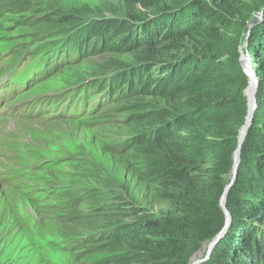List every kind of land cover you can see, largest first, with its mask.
I'll use <instances>...</instances> for the list:
<instances>
[{
	"label": "trees",
	"instance_id": "obj_1",
	"mask_svg": "<svg viewBox=\"0 0 264 264\" xmlns=\"http://www.w3.org/2000/svg\"><path fill=\"white\" fill-rule=\"evenodd\" d=\"M34 2L13 0L10 5L13 10L26 9ZM121 2L126 6L123 16L88 20L82 13L54 8L47 18L31 21L41 29L80 26L71 47L55 44L51 55L38 61L40 69L27 78L36 83L23 94L84 59L90 49L93 54L103 48L132 55V63H108L119 70L105 78L89 79L62 100L73 99L84 108L93 98H99L100 104H123L140 93L154 98L135 121L141 124V131L126 140L124 150L134 151L142 160L138 177L156 185L171 210L156 215L122 196L118 205L123 213L94 215L88 222L89 229L96 232L65 238L60 246L68 254L88 256L86 264H189L192 255L226 226L220 199L231 179L248 114L245 90L249 78L239 53L252 18L258 14L255 0ZM109 39L112 42L106 44ZM247 39L259 80L257 110L241 152L237 180L227 196L231 225L214 248L213 258L203 264H264V14ZM93 114L91 111V119ZM57 155L48 173L73 165L65 160L63 151L57 150ZM9 163L23 165L13 160ZM35 164L36 159L30 173ZM34 176L23 173L13 181L23 186L29 177L41 181ZM48 178L53 192L46 209L62 212L81 202L68 197L71 191L64 192L60 180ZM33 186L40 187L32 185L30 192ZM97 193L86 191L83 202ZM129 217L132 222H126ZM90 257L98 260L93 262Z\"/></svg>",
	"mask_w": 264,
	"mask_h": 264
},
{
	"label": "rangeland",
	"instance_id": "obj_2",
	"mask_svg": "<svg viewBox=\"0 0 264 264\" xmlns=\"http://www.w3.org/2000/svg\"><path fill=\"white\" fill-rule=\"evenodd\" d=\"M12 2L0 0V140L9 132L24 144L40 148L31 173L41 181L36 183L26 178L24 187L18 181L0 180V264H86L88 256L68 254L60 243L68 237L96 232L89 229L88 222L96 214L123 213L118 205L122 196L156 215L171 210V204L161 197L158 187L138 177L137 168L143 164L142 160L134 151L124 150L126 140L142 129L135 121L140 120L146 104L155 100L148 93H140L136 100L129 98L135 103L133 105L128 104V100L123 104H100L99 98H93L84 108L73 103V99L63 101L66 94L74 90L73 95L89 79L105 78L119 70L108 63L114 60L132 63V55L115 54L103 48L96 54L90 49L84 59L23 94L36 83L27 78L40 69L38 61L51 55L50 49L55 44L71 47L80 26L41 29V25L33 26L31 21L47 18L54 8L82 13L89 17L88 20H101L123 16L126 6L121 0H36L31 8L13 10ZM255 6L260 14L264 0H255ZM247 38L240 47L242 67L248 55L251 60ZM111 42L109 39L106 44ZM9 48L18 50L10 51ZM251 67L253 69L252 61ZM91 111L96 113L92 119ZM33 118L40 119L29 121ZM57 150L63 151L65 160L72 161L73 165L51 174L47 168L56 160ZM48 175L60 180L64 192L71 191L68 197H77L81 202L62 212L46 209L44 206L52 203L53 192V188H49L53 182ZM32 185L41 188L33 186L30 192ZM86 191L98 193L83 202ZM99 196L101 199H96ZM54 205L64 208L62 204ZM125 220L132 222L130 217ZM206 246L192 255L189 264L195 256L207 257L209 245ZM213 252L209 259L213 258ZM90 258L93 262L98 260Z\"/></svg>",
	"mask_w": 264,
	"mask_h": 264
},
{
	"label": "water",
	"instance_id": "obj_3",
	"mask_svg": "<svg viewBox=\"0 0 264 264\" xmlns=\"http://www.w3.org/2000/svg\"><path fill=\"white\" fill-rule=\"evenodd\" d=\"M262 18H263L262 12L260 14H258L257 16L253 17L252 22L250 24V30H249L248 37H250L253 27L255 25L259 24L261 22ZM243 70L249 78V86L245 90V96L248 100V109L249 110H248V114H247V117L245 120V124L240 131L238 148H237V150L235 152V156H234V166H233L232 176H231L230 182L228 183V185L224 189V194H223L222 201H221L222 209H223V211L227 217V219H226V224H227L226 227L227 228L225 229V231H223L221 236H217V238H215L210 243L208 254H207L205 261L209 259V256L213 252L214 248L217 246V244H219L222 237L226 234L228 228L231 225L232 216H231L230 212L227 210V206H226L227 196H228L229 191L234 186V184L237 180V174H238L239 166L241 163V152H242V149H243L249 128L252 124L254 113L257 110V92H258L259 80H258V77L256 76L255 71L251 67V60L249 58V55L245 59V62L243 64ZM200 263L201 262L197 263V261L192 262V264H200Z\"/></svg>",
	"mask_w": 264,
	"mask_h": 264
},
{
	"label": "bare ground",
	"instance_id": "obj_4",
	"mask_svg": "<svg viewBox=\"0 0 264 264\" xmlns=\"http://www.w3.org/2000/svg\"><path fill=\"white\" fill-rule=\"evenodd\" d=\"M0 70H1V69H0ZM106 79H107V78H106ZM40 243H44V242H40ZM60 245H61V243H60ZM208 245H210V244H208ZM208 245H207V246H208ZM44 246H45V244H42V247H44ZM207 246H206V248H207ZM62 247L64 248V246H62ZM196 257H197V258H196ZM202 257H204V258H202ZM205 259H206L205 256H201V257H199V258H198V256H195L193 261H194V262L197 261V263H198V262H201L200 264H203V263H205V262H207V261L209 260V259H208V260L205 261ZM204 261H205V262H204Z\"/></svg>",
	"mask_w": 264,
	"mask_h": 264
}]
</instances>
